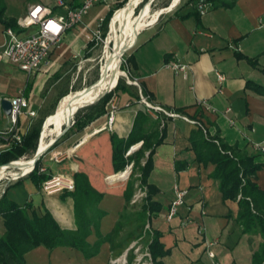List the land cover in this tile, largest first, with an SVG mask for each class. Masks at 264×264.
Here are the masks:
<instances>
[{"label":"crops","instance_id":"1","mask_svg":"<svg viewBox=\"0 0 264 264\" xmlns=\"http://www.w3.org/2000/svg\"><path fill=\"white\" fill-rule=\"evenodd\" d=\"M70 1L72 0L68 2ZM184 1L159 23L153 22L136 32L130 51L126 54L134 59L128 62V70L137 79L138 85L150 92L152 103L160 104L166 110L197 118L205 126V131L201 125L192 124L182 117L150 110L132 93L119 90L116 91L119 94V108L114 111L110 127H103L108 116V101L106 110L98 117L79 130L72 128V133L64 141L71 153L59 162L54 159L51 164L46 161L42 163L46 166L47 173L51 172V167L72 176L77 170L88 175L89 182L102 193L98 209L103 213L97 224L101 236L107 234L114 228L117 220H121L124 208L128 206L122 192L126 186L124 177L130 169L128 167L125 171L118 172L120 170L114 171L112 165H105L104 161L108 158L112 162L110 134L115 132L118 136L126 137L132 128L135 112L142 110L152 120H159V135L163 125L165 128L163 140L153 151L152 169L146 178L157 187L158 191L153 198L161 203L158 213L147 219L146 223L149 229L160 231V240L164 247L170 249V253L162 257V262L176 264L173 259L180 258L181 264H253V254L263 240L261 232L258 227L242 230V225L236 219L237 200L222 198L219 180L210 177L214 165H203L196 160L188 135L191 130L200 126L204 132L234 145L236 150L255 155L254 160L264 161L262 153H254L250 149L251 142L264 139V93L246 85L247 80L264 84V73L261 72L264 54L254 64L245 57L237 58L234 54V50L238 49L248 57L261 54L264 50V0H236L230 8L209 7L201 14L198 22L194 15H179L191 10L196 3ZM33 2L45 3L54 11H59L54 6L55 0H5L6 17L15 19L25 13L26 6ZM107 11L105 4H94L82 17L81 23L64 32L61 42L36 72L27 75L16 65L0 61V101L2 98H13L18 89H22L30 107L36 111L30 117L26 112L19 114V131L25 132L38 114L44 118L47 113H54L55 116L52 111L54 108L56 111L59 101L79 92L72 91L74 77L70 76L67 65L72 57H76L87 47L85 45L92 39L100 17ZM3 28L4 25L0 24V43L4 39ZM170 60L186 63V76H183L182 71L177 72L168 67ZM215 68L225 74L221 84L216 81ZM125 83L132 86L133 92L138 93L136 85ZM201 99L214 109H205L199 105L198 100ZM54 116L47 120L43 130L47 126V129L51 127ZM8 124L9 119L0 104V129ZM141 143L142 140L134 143V149L129 154L139 148ZM146 153L147 150H144L141 165L146 159ZM108 175L113 180H105ZM255 177L264 190V167L257 170ZM19 182L27 183L29 190H23L19 196L14 192L9 193L8 186ZM19 182L7 183L5 189L8 197L18 203L30 201L36 212L46 209L52 213L59 226L76 229L73 199L67 190L45 193L40 186L33 185V180L27 175L22 176ZM174 183L187 190L184 203L178 205L177 212L168 220L167 205L173 198L171 190ZM4 193L5 191L0 190V196ZM186 218L188 222L183 224ZM123 223L122 229L114 237L115 242H120L118 247L112 248L111 242L105 240L97 253L87 258L73 246L58 245L48 249L45 245L38 244L24 251L25 263L106 264L111 256L118 255L127 246L126 242L130 243L131 238L126 237V234L135 226L134 220ZM130 224L133 226L127 231L126 226L129 227ZM4 225V217L0 215V236L6 232ZM199 226L204 228L200 236L196 233ZM90 228L91 232L86 239L93 243L97 239V232L94 225ZM214 236L217 241L211 246L214 247V257L211 258L205 251L204 242Z\"/></svg>","mask_w":264,"mask_h":264},{"label":"trees","instance_id":"2","mask_svg":"<svg viewBox=\"0 0 264 264\" xmlns=\"http://www.w3.org/2000/svg\"><path fill=\"white\" fill-rule=\"evenodd\" d=\"M127 1L129 0L116 1L115 4L108 9L107 13L103 15V19L100 23L103 33L109 18H112L116 12H119L118 14L116 13L117 15L115 14L116 16L110 25V29L116 25L122 13L121 11H123L129 3ZM136 1L137 0H135V2ZM191 1L197 2V0H186L188 3ZM200 1L208 2L209 7L217 9L220 6L230 8L236 0ZM179 15H194L197 22L200 21L201 17L196 3L191 10H187ZM0 24L4 26L10 25V27L16 26L15 19L6 17L5 15V0H0ZM94 42L95 40L92 38L85 46H89ZM234 54L237 58L245 57V59L254 64L258 60V57L264 54V50L261 51V54L248 57L244 53L238 51V49L234 50ZM123 60L125 63L132 62V60L134 61L130 54L125 55ZM261 72L264 73V64L262 65ZM246 85L247 87L250 86L254 88L259 93H264V84L261 85L253 80H247ZM131 87V85L126 84L124 80L119 77L114 87L111 88L109 92L107 91L100 96L96 102L75 111L71 125L66 126L60 136H63L68 130H72L71 128L77 130L83 128L85 124L104 112L106 110V104L110 101L109 99L112 97L115 90H120L123 93H132L138 100V93L133 92ZM141 88L150 98V92L143 86ZM65 95H67V93H65ZM135 113L136 115L131 125L132 128L126 137L118 136L115 132L110 134L109 141L112 147V169H114V171L120 170L118 172L125 171L129 167L128 162L133 159L134 163L131 165V172H133L134 165L140 164V159L144 155V150H147L145 161L142 165H138L140 169V177L138 179L141 184L146 185L147 191H145L143 203L133 219L135 226L126 234V237L133 231L146 233L149 236L147 249L150 251L152 259L156 264H165L161 259L164 255L170 253V249L164 247L163 242L160 240V231L155 229L147 230L144 228L145 219H149L152 215L155 216L160 210L161 203L153 198V195L158 191L157 187L153 183L147 181L146 178L152 169L153 151L156 145L163 140L162 137L164 136L165 128L163 125L161 134L159 135V130L157 129L159 120H152L151 116L142 110ZM46 116L45 123L54 116V113H47ZM43 119L44 117L39 119L38 122L31 124V126L22 133L20 142L15 143L11 141L9 146L3 149L0 154V165H4V163L13 159L12 163H21L32 158V154H34L36 147H38L39 127H41ZM47 128L48 126L43 131L42 135L48 130ZM188 138L190 139L192 150L195 152L196 160L203 165L206 163H212L214 165L210 177L212 176L219 180L218 186L219 191L222 193V198L224 200H226V198L237 200L238 213L236 219L242 225V230L248 231L258 227L259 232H261L263 240L260 242L259 248L252 257L253 264H261L264 260V190L256 181L255 173L258 169L264 167V161L254 160L255 155H248L247 153L236 150L234 145L223 142L221 138L216 135L204 132L200 126L191 130ZM141 140V146L126 157L124 152L127 151L132 144ZM57 141L58 139L53 140L50 146L57 145ZM41 165L44 166L41 155H39L38 159L35 161L34 167L26 174L31 181L33 180V185L35 186H40V182H42L48 174L47 172L44 173L39 170ZM125 165L127 166L123 169ZM73 177L74 189L72 191L67 190L66 192H68L73 199L75 230L59 226L52 213L46 209L40 213L36 212L32 209L30 201H24L23 203L16 202V200L8 197L5 189V193L0 196V215L4 217V226L6 228L5 234L0 236V264H26L23 255L24 251L38 244H43L48 249L58 245L73 246V248H78L87 258L96 254L101 243L105 240L111 242L112 248L120 245V242L114 241L116 239L114 237H116V234L122 229L124 223L121 220H117L114 228L107 234L101 236L97 222L103 213V211L98 209V201H100L102 193L98 192L89 182V177L84 171H75ZM20 178H18L16 183L19 182ZM132 192L133 182L132 180H127L126 186L122 192L126 204L129 203ZM91 225H94L97 232V239L93 243H89L86 239L87 235L91 232Z\"/></svg>","mask_w":264,"mask_h":264},{"label":"built area","instance_id":"3","mask_svg":"<svg viewBox=\"0 0 264 264\" xmlns=\"http://www.w3.org/2000/svg\"><path fill=\"white\" fill-rule=\"evenodd\" d=\"M69 0H55L54 6L63 7V11H54L51 6L45 3H30L28 4L25 10V13H22L18 17L15 18L16 26L10 27L4 26L3 35L4 39L0 43V61H5L11 63V65H16L20 69L24 70L25 73L31 74L36 72L41 68V65L47 62V59L50 57L51 53L54 51V48L58 46V44L62 40V36L67 29L75 26L76 24L81 23L82 17L87 14L89 9L94 6L96 3H103L106 5L107 9L115 4L116 1L121 0H77L75 3L74 0L68 2ZM196 7L199 13L203 14L205 10L209 8L208 2H202L197 0ZM102 17L98 22L97 28L92 33V38L95 40L100 37L101 32L99 31L100 23L102 21ZM125 68L123 69V76L126 78V82L136 85L138 91V101L144 103L147 108L154 111L164 112L165 115H169L172 117L178 116L182 117L188 122H192V124H199L205 131V126L200 124L197 118L193 119L192 117L186 114H179L178 112L166 110L164 106L156 103H152L150 98H148V94H145L142 91L140 85H138L137 79L132 77L128 68V63H125ZM186 63L177 62L176 60H170L168 62V67H170L174 71H182L183 76H186ZM214 73L216 76V81L221 84V81L225 78V74L218 69H214ZM27 97L24 94L22 89H18V92L15 96L10 98L11 110L8 114H6L9 119V124L0 129V154L3 149L9 146L11 141L17 143L21 141L22 132L18 129V116L20 113H27V116H34L36 111L30 107V103L27 101ZM108 102V110L107 120L104 122L103 127H110L114 118V111L119 108V94L113 93L112 97ZM198 104L204 106L205 109H214L211 104L207 103L204 99L198 100ZM228 110V107L225 108ZM5 141V142H4ZM134 144H132L127 151L124 152L125 156L129 155V152L134 149ZM252 151L254 153H262L264 155V139L251 142ZM71 153V151L67 150L65 152H57L53 155L56 162H59L64 158V156ZM14 160V159H13ZM13 160H9L4 165H0V168L5 166L4 174L0 173V190L5 191V186L7 183L16 182L18 178L26 175L34 166L32 165L31 169L27 170V173L21 175V172L12 171L8 172V170L12 169L11 163ZM134 160H130L129 171L127 175L124 177L125 179L129 176L131 172V165ZM127 164V165H128ZM123 167L126 168V166ZM46 166H40L39 170L46 173ZM109 178V175L106 176ZM74 177L66 172H48L46 178L40 182V187L43 189L45 193H54L60 192L63 190H73L74 189ZM186 188H181L178 183H174L172 186V194L173 198L171 199L169 205H167L166 217L167 219H171L172 216L177 212L178 205L184 203ZM145 190L141 193V195H145ZM188 219H185L183 224H186ZM200 230V226L198 231ZM197 231V232H198ZM201 232V230H200ZM198 232V233H200ZM217 241V238L214 239H206L204 248L206 253L213 258L214 252L211 250V246ZM134 246V247H133ZM145 246V252L139 250V246L135 245L133 242L125 248V251L118 255L116 258H110L111 264H125L127 261V251L132 247L135 251H137L135 257L132 258L128 264H156L153 262L150 251ZM127 250V251H126ZM145 256V257H144ZM144 257V259H143ZM149 260L145 263V258ZM215 264H218L215 262ZM261 264H264V260Z\"/></svg>","mask_w":264,"mask_h":264},{"label":"rangeland","instance_id":"4","mask_svg":"<svg viewBox=\"0 0 264 264\" xmlns=\"http://www.w3.org/2000/svg\"><path fill=\"white\" fill-rule=\"evenodd\" d=\"M184 2H185L184 0H137L136 2L135 1L133 2L132 6L130 7L132 10L131 11V13H132L131 19L136 17V16H140L141 13L144 11V9L147 6H149V11L147 12V15H145L143 18L139 19V21L137 22L139 24L138 27H140V28L136 29V31H134L133 34H129L127 42L123 45V53H122V55H120L121 59L119 62L120 68L118 71V76L121 77L124 80V82H126V78H125V76L122 75V73H123L122 71L125 67V62H124L123 58L130 51V46L132 44L131 40L133 39L136 32H139L141 28H143L144 26H149L153 22L159 23L160 21L163 20V18L165 16H167L168 13L177 10V8H179V6H181ZM129 3L127 4L126 8L128 7ZM55 8H57L59 11H63V7H61V6H56ZM123 11H121V12H123ZM111 14H110V16H111ZM113 16H112V18H113ZM112 18L111 17L109 18L108 24H107L106 28H104V33H103V29L100 26V28H99V31L101 32L100 37L96 38L95 42L93 44H91L87 47H84L82 49V51L80 52V54H78L76 57H72L71 61L68 63L67 66L70 69L69 74H70V76L74 77L73 84H72V88H73L72 91L79 90V92H81L87 88L94 87L99 83L100 78L102 76V73L104 71V65L107 63L108 58L112 53V48H111L110 39H109L110 24H111L110 22H111ZM106 49L108 50V52ZM117 79H116V82H117ZM84 86H86V87H84ZM114 92H116V90ZM52 112H55V108ZM43 117L44 116H42L40 114L36 115V118L33 120V123L38 122L39 119H42ZM73 117H74V115L71 117L69 126L72 123ZM53 125H54V122L51 124V127ZM62 126H64V122L62 123ZM62 126H61V129H62ZM43 127H42V131H43ZM39 129H40V127H39ZM72 130H70V131L68 130L63 136H59L58 141H57V145L55 144L53 146H50L51 142H53V138L55 135H51V136L47 137L48 139L45 138V139H47V142H49L50 140H52V141L50 143H48V148L45 150V152L43 154H40L42 161H46V162H48V164H51V162L54 160V157H53L54 154H56L59 151L65 152L68 149V147L66 146L64 141L68 138V136H70V134L72 133ZM36 143H37V141H36ZM38 144H39V141H38ZM20 157H23V156H20ZM17 161H21V160H17ZM104 162H106L105 165L108 164L107 167H109V165H112L110 158H108V160H105ZM18 164H20V163H11V166H15ZM102 164H103V162L101 163V165ZM138 165H141V164H138ZM138 165H134L133 172L129 173V176L125 179L126 181L132 180V182H133V192L130 195L131 196L130 202L128 203V206H125V208H124L125 213L121 217V221L126 222V223L135 218V216L139 210V207L142 205L144 197H145V195L142 196L141 193L145 190L146 185L141 184V182L138 179L140 177V169L138 168ZM47 168H49V165ZM12 169L14 171H17V169H14V168H12ZM49 170L51 172H56V170H54L53 168L51 169V167L49 168ZM57 172H59V171H57ZM110 179L113 180L111 177H109L107 179L105 176V180H110ZM26 184L27 183H23V182H19V184H16V185L10 184L8 186L9 193L14 192L18 196H19V193L21 195L23 190H29V187L26 186ZM108 190H111V189H108ZM146 221L147 220L145 219L144 228L148 230L149 226H148V223H146ZM131 226H133V224H130L129 227L126 226L127 231H128V229L131 228ZM203 229H204L203 226H200V230H203ZM200 230L199 231L197 230V231L200 232ZM197 231H196V233L199 236L202 235L201 232L198 233ZM128 237L131 238L130 243L126 242L127 246L123 247V250H121V252L118 255L123 253L125 251V248L128 247L131 244V242H133L136 246L138 245L139 246L138 248L140 251L145 252V246L148 245V240H149V236L146 233H139L138 231H133ZM214 238H215V236L212 237L211 239H214ZM204 244H205V242H204ZM133 247L128 251L126 250L128 263L130 261H132V258L135 257V255L137 253V251H135L133 249ZM210 248L212 249V251L214 250V247H210ZM118 255H116V256L113 255L110 258H112V257L116 258V257H118ZM144 257H143V259H144ZM110 258L108 259L106 264H111V263H109ZM179 259L180 258H175L173 260L176 264H181V261L179 262ZM148 260L149 259L146 257L145 263ZM153 262H154V260H153ZM128 263H125V264H128Z\"/></svg>","mask_w":264,"mask_h":264},{"label":"bare ground","instance_id":"5","mask_svg":"<svg viewBox=\"0 0 264 264\" xmlns=\"http://www.w3.org/2000/svg\"><path fill=\"white\" fill-rule=\"evenodd\" d=\"M134 1L135 0L128 1L130 2L128 7L125 8V10L119 16L116 25L110 29L109 39H110V45L112 48V53L109 56L107 63L104 65V71L102 73L99 83L96 86L87 88L81 92L76 93L75 95H72L69 98L65 99L63 97L64 99L62 98L63 100L61 99L59 101L57 109L55 111V116H54V121H53L54 125L50 127L43 135L42 133L44 130L41 132V136H40L39 144L37 148L39 152L42 153L48 148V142H47L48 138L47 137L51 135H56L58 134L59 131H61L62 123L65 122L68 117H70V112L72 111V109H74L75 106H77L84 98L86 97L88 98L93 95L94 96L98 95L100 92L104 91L105 89L114 87L116 79L119 77L118 76V71L120 68L119 62L121 59L120 55H122L123 53V45L127 42L128 35L133 34L134 31H136V29L140 28L138 27L139 24L137 22L139 21V19L147 15V12L149 11V6H147L140 16H136L131 19L132 10L130 7L132 6ZM123 74L124 73H122V75ZM32 160H33L32 158L27 159L24 162L18 165H15V166H11V167L19 170L18 172H21V175H24L25 173H27V170L31 169ZM4 169H5V166L3 168H0V173H2V175L4 174ZM12 171L14 170L13 169L8 170V172H12Z\"/></svg>","mask_w":264,"mask_h":264},{"label":"water","instance_id":"6","mask_svg":"<svg viewBox=\"0 0 264 264\" xmlns=\"http://www.w3.org/2000/svg\"><path fill=\"white\" fill-rule=\"evenodd\" d=\"M171 4V3H170ZM84 87H86V86H84ZM111 88V87H110ZM110 88L108 89H105L104 91H102V92H100L98 95H93V96H91V97H86V98H84L77 106H75V108L74 109H72V111L70 112V117H68L67 119H66V122H64V127H62V129H61V131H59L58 132V134H56L55 136H54V138H53V140H56V139H58V137L60 136V134L64 131V128L66 127V126H69V123H70V120H71V117L73 116L72 114L75 112V111H77L79 108H83L84 106H86V105H88V104H91V103H93V102H96L97 100H98V98L100 97V96H102L104 93H106L107 91L109 92V90H110ZM0 104H1V108L4 110V112L6 113V114H8L9 112H10V110H11V104H10V99L9 98H2L1 99V101H0ZM57 106H58V104H57ZM56 109H57V107H56ZM47 117V116H46ZM46 117L44 118V120H43V122H42V126L40 127V133H39V137H38V140L37 141H39V139H40V136H41V128L44 126V123H45V120H46ZM52 140H50L48 143H50ZM52 143V142H51ZM37 144V143H36ZM45 152V151H44ZM44 152H39V150L37 149V147H36V150H35V152H34V154H32V165L34 166V164H35V161H36V159H38V157H39V155L40 154H43Z\"/></svg>","mask_w":264,"mask_h":264}]
</instances>
